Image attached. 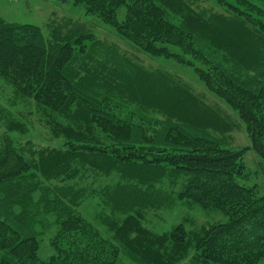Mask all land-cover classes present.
I'll list each match as a JSON object with an SVG mask.
<instances>
[{
  "label": "trees",
  "instance_id": "1",
  "mask_svg": "<svg viewBox=\"0 0 264 264\" xmlns=\"http://www.w3.org/2000/svg\"><path fill=\"white\" fill-rule=\"evenodd\" d=\"M76 1L146 53L192 66L185 57L190 54L209 65L195 72L239 111L252 142L246 151L264 157L259 110L264 102V10L254 5L264 0H211L225 7L224 13L194 8L200 0ZM122 7L127 8L123 20ZM48 27L44 32L39 25L0 15V78L16 98L33 100L52 133L69 144L65 150H26L4 138L0 264H27L29 259L46 264L37 256V239L38 223L47 216L57 218L62 233L80 235V243L90 239L87 233L96 237L95 224L82 210L89 196L100 199L97 219L116 241L114 261L103 259V264H116L122 255L134 264H176L191 249V264L264 259V195L240 181L245 149L213 142L208 121L194 114H203L201 100L167 74L106 46L84 22L64 18ZM118 106L129 108L140 122L119 120L113 114ZM152 109L165 118L153 116ZM145 124L157 129L147 133ZM16 125L9 131L18 130ZM86 173L97 177L92 188L80 184ZM179 201L218 210L226 220L194 230L180 223L163 233L143 225L145 211ZM64 253L47 264H65Z\"/></svg>",
  "mask_w": 264,
  "mask_h": 264
},
{
  "label": "rangeland",
  "instance_id": "2",
  "mask_svg": "<svg viewBox=\"0 0 264 264\" xmlns=\"http://www.w3.org/2000/svg\"><path fill=\"white\" fill-rule=\"evenodd\" d=\"M229 1L232 2L233 0ZM198 4L199 7L195 5L194 8H212L213 11L223 13L225 11V7L215 5L211 0H200ZM261 4L264 3L257 1L254 4L256 5L255 8L260 7L264 10V5ZM126 11L127 8H121L119 13L121 20L124 19ZM0 15L10 22L39 25L43 27L44 32L48 31V26H53V22H63L64 18H73V20L86 23L91 27V31L96 38L100 39L106 46L117 49L121 54L129 57L146 69L152 71L158 70L167 74L173 79L171 80L173 83H180L193 95L197 96L201 100L200 108L203 114H194L199 116L201 120L208 121L206 129L207 132L212 133L213 142L218 143L223 141L227 148L233 150L245 149L246 151V148L251 147L252 142L247 125L241 118L239 111L226 100L212 93L195 72L197 67L207 70L210 68L209 65L198 58H193L190 54L185 55V57L192 59L194 65L191 66L181 64L174 58L155 57L146 53L140 48L134 47L127 40H123L114 28L104 23L98 16L87 13L84 4L76 0H0ZM262 21H264V18ZM176 51L181 52L178 49ZM260 101L261 98L259 99V103H261ZM133 107H136V105L131 106V108ZM261 107L258 109L260 111L261 109L263 110L261 111V115L264 118V102ZM149 112L160 119L165 118L163 114L156 110L152 109ZM206 112L209 114H206ZM113 114L121 121L131 120V122H140V118L134 116L131 110L125 106L115 107ZM12 123H16L19 129L9 131L8 127ZM145 125L147 133L152 134L157 129V127ZM8 136L16 147H23L26 150L45 148L65 150L69 145L64 136H56L52 133L51 127L47 124L41 112L38 111L33 100L25 102L22 99L16 98L13 87L0 78V148L3 147L4 138ZM26 155L28 156L29 153ZM242 163L244 165V176L240 180L241 183L254 187L258 195H264V157L253 149H250L245 152ZM116 180L115 176L113 181L115 182ZM96 182L97 177L86 173L85 177L81 179L80 184L82 186L93 187ZM176 190H178V187ZM99 200L89 196L83 205L82 210L85 212L86 219L95 224L94 232L97 231L95 233L97 236L93 239H91V232L87 233L91 237L90 239L83 237V243L77 241V239L81 238L80 235L71 232L62 233V228L56 223L57 218L55 216L42 218L40 223H38L41 232L37 239L39 242L37 251L39 259L47 261V264L50 263L52 257H56L57 259L63 256L64 252H67L68 262L65 264H103V259L112 261L115 254L113 246L116 244V241L113 237L114 232L101 224L97 219V212L95 213V211ZM225 220L223 214L218 210L208 211L198 205L192 206L186 202L179 201L171 208L148 209L144 213L143 225L153 233H163L173 229L174 226L180 223H184L188 230H194ZM99 236L101 240H99ZM93 242L94 245H92ZM75 250L78 251L77 255ZM70 253H72V256ZM190 253L186 259L179 260L176 264H191L195 251L191 249ZM70 257L72 262H70ZM26 262L27 264H33L34 259H29ZM115 262L116 264H134L124 255L119 259L116 257ZM257 264H264V259H261Z\"/></svg>",
  "mask_w": 264,
  "mask_h": 264
},
{
  "label": "water",
  "instance_id": "3",
  "mask_svg": "<svg viewBox=\"0 0 264 264\" xmlns=\"http://www.w3.org/2000/svg\"><path fill=\"white\" fill-rule=\"evenodd\" d=\"M63 1H67V0H63Z\"/></svg>",
  "mask_w": 264,
  "mask_h": 264
}]
</instances>
